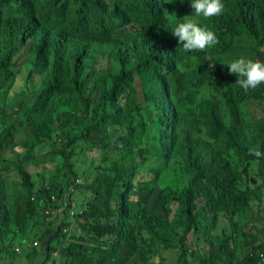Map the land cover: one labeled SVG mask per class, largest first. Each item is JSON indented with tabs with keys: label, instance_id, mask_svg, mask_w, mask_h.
Instances as JSON below:
<instances>
[{
	"label": "trees",
	"instance_id": "1",
	"mask_svg": "<svg viewBox=\"0 0 264 264\" xmlns=\"http://www.w3.org/2000/svg\"><path fill=\"white\" fill-rule=\"evenodd\" d=\"M222 3L0 0V264L36 239L54 264H264V83L226 66L264 62V0ZM188 19L218 43L184 50Z\"/></svg>",
	"mask_w": 264,
	"mask_h": 264
},
{
	"label": "clouds",
	"instance_id": "2",
	"mask_svg": "<svg viewBox=\"0 0 264 264\" xmlns=\"http://www.w3.org/2000/svg\"><path fill=\"white\" fill-rule=\"evenodd\" d=\"M191 7L194 10L195 16H219L224 11L222 0H191ZM172 33L174 36L178 37V41L186 51H202L207 47L214 46L218 43L214 31L198 25L192 19L179 23L172 30ZM226 66L228 67L229 72L236 74L239 77L236 83L245 91L255 89L260 84L264 83V62L241 56L229 60ZM253 154L259 157L261 152L254 151Z\"/></svg>",
	"mask_w": 264,
	"mask_h": 264
},
{
	"label": "rangeland",
	"instance_id": "3",
	"mask_svg": "<svg viewBox=\"0 0 264 264\" xmlns=\"http://www.w3.org/2000/svg\"><path fill=\"white\" fill-rule=\"evenodd\" d=\"M244 54L250 55L251 53L249 51H247L246 53H243V54L238 55V56H244ZM227 59H231V57L227 58ZM24 77H25V74L21 72V74L19 75V77L17 79V83L19 85H21V83L23 82ZM39 82H40L39 75L35 74L33 84L34 83H39ZM15 89H16V91H18L19 87L17 88V85H16L14 90ZM22 140H23L22 139V135L16 132L15 135L13 136V138H12L11 143L9 144V146L7 148V151L10 150V148L12 146H15L17 149H21V144L19 142L20 141L22 142ZM50 166H52V164H50ZM19 177L20 176L18 175L17 171L14 170V171L11 172L10 178H11V180H14L16 182L14 184V187H13L14 191H16L20 187L19 184L17 183V181L20 179ZM72 194H73L72 197L74 199H76L77 201L83 199V197H85V196L87 198V193L85 191H76V190H74ZM33 238H34V233H31L29 240H32ZM193 240H196V235L192 233L191 236H190V242L193 241ZM15 243H17L16 247H19V248L23 249V252L25 253V256H23L22 258L16 259V264H29L30 263L29 261H32V263H33V261H34V249H32V247H31L32 241H25L23 244H21L18 240H16ZM52 245H56V240H54L52 242ZM168 252H169V256H171V257L175 256V252L174 251H168ZM56 261H57V259H56Z\"/></svg>",
	"mask_w": 264,
	"mask_h": 264
},
{
	"label": "built area",
	"instance_id": "4",
	"mask_svg": "<svg viewBox=\"0 0 264 264\" xmlns=\"http://www.w3.org/2000/svg\"><path fill=\"white\" fill-rule=\"evenodd\" d=\"M80 182H83V181H81L80 179H77L76 183H80ZM71 189L74 190V187H71ZM70 192H71V191L68 190V191L65 193V195H64V196L66 197V199H67V202H69ZM52 198H53V200H56V197H55V196H52ZM62 211H64V206H62L61 208H59L57 211H56V210H54V211H50V210L48 209V210H46V213L52 212V215H54V216H55V215H59L61 219H64L65 216H66V217H70V216H71L70 214H72V216H73V214H77V213L80 214V213H83L82 210H78V211L75 213V210H72L71 207H70V209L65 213V215L63 214ZM65 230H67V229H65ZM34 245H39V241H38L37 239H36L33 243H31V247H33ZM16 251H18L19 254H23V249H21V248H19V247H16ZM59 254H60V249L54 250L53 256H51V257H48V256H47V262H48L47 264H54V262H56V259H57V257H58ZM48 255H49V253H48ZM261 256L264 257V254L262 253Z\"/></svg>",
	"mask_w": 264,
	"mask_h": 264
},
{
	"label": "water",
	"instance_id": "5",
	"mask_svg": "<svg viewBox=\"0 0 264 264\" xmlns=\"http://www.w3.org/2000/svg\"><path fill=\"white\" fill-rule=\"evenodd\" d=\"M49 239H46L41 244L40 253L36 259H34L32 264H44L47 261L48 256V246H49Z\"/></svg>",
	"mask_w": 264,
	"mask_h": 264
},
{
	"label": "crops",
	"instance_id": "6",
	"mask_svg": "<svg viewBox=\"0 0 264 264\" xmlns=\"http://www.w3.org/2000/svg\"><path fill=\"white\" fill-rule=\"evenodd\" d=\"M21 255V254H20ZM23 255H24V252H23Z\"/></svg>",
	"mask_w": 264,
	"mask_h": 264
}]
</instances>
